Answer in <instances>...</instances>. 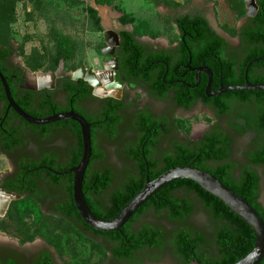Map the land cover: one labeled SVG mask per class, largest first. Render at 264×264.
Segmentation results:
<instances>
[{"label":"trees","instance_id":"obj_1","mask_svg":"<svg viewBox=\"0 0 264 264\" xmlns=\"http://www.w3.org/2000/svg\"><path fill=\"white\" fill-rule=\"evenodd\" d=\"M17 0H0V26L10 20L14 12V3ZM172 6L170 1H163ZM258 12L239 32L246 53L242 61L230 57L227 54L228 43L218 35L210 26L208 19L202 12H190L177 14L175 24L180 33V40L176 53L164 50L161 52L148 51L145 46L136 40L133 32L128 30L120 31L121 44L117 50L119 67L122 77L130 83L141 86H148V92L158 99H164L170 90H174V101L177 105L192 108V104L198 100L209 105L217 115L229 113L234 102L245 105H254L253 111L240 113L241 123L235 125L240 133L258 131L264 132V91L241 90L209 98L206 96V87L209 83V76L201 74V83L197 91L190 90L189 84L196 85L197 80L194 74H190L192 68L208 67L213 73L212 92L221 87L240 85L245 83L247 72L248 80L251 83H264V0H257ZM98 5L111 4V0H96ZM176 5V4H174ZM177 8V6H175ZM97 15V10L91 8ZM243 14L245 11L243 10ZM99 17L97 20L99 21ZM59 58H66L70 50L71 42L63 36L58 37ZM13 45L0 47V70L8 76V68L5 60L13 53ZM148 51V52H147ZM249 68L248 64L255 60ZM162 61V62H158ZM248 69V70H247ZM8 80V79H7ZM173 81L171 86L163 85ZM175 81H179L175 84ZM13 98L16 103L30 115L38 118H45L54 114V110L62 112L57 105H53L48 111L31 110V92H26L23 97L17 96L19 88L8 81ZM75 83H71V86ZM79 97L77 100L81 99ZM0 103H5V109L0 123L6 112V94L3 86H0ZM126 105L115 99L108 100V107L98 117H92L82 112L94 127L93 133V155L87 170L83 192L92 213L99 219L111 221L117 217L119 212L126 206L143 188L146 177L154 180L162 173L173 167L192 165L198 169L205 170L217 177L222 183L233 189L247 199L252 207L264 219V207L259 201V188L261 178L259 174L248 167L241 170V176L233 175L235 163L230 161L232 139L221 129L208 132L203 139L191 145L177 142L173 145L172 152H165L161 157H156L157 148L163 136L173 133L174 128L168 117L158 118L148 110L138 111L135 117V127L138 133V143L131 144L125 150L126 155L136 163V175H130L128 181L113 191L111 196L103 203L99 198L111 186L113 173L111 170L92 171L91 165L97 160H102L103 153L97 148V141L94 138L95 131L102 130L105 135L114 136L116 126L121 121L119 109ZM81 112V111H80ZM18 117L10 113L5 122L4 129L0 128V137L3 140V149L8 151L21 144L20 134L22 128L18 125L9 127V120ZM19 118V117H18ZM22 123L30 126L21 119ZM52 127H66L71 130L79 141L70 161L66 165L57 164L55 157L45 156L40 161L28 160L23 163L17 180L21 186L16 188L12 181L3 187L18 193H34L37 191L38 180L45 179L53 185L63 181L64 190L68 199L59 211L68 219H77L88 229L90 228L79 215L73 200V175L65 177L57 176L45 166L56 172H64L79 164L83 154L81 129L75 121H60L53 125L33 126L46 134ZM248 158L254 165L264 166V138L256 151L249 153ZM180 191L193 193L197 199L208 210L216 222V245L218 256L212 257L210 253L203 250L205 237L199 232H193L189 228L181 227L174 233L172 246L176 255L184 264H235L237 261L249 254L256 244V234L253 228L235 214L224 202L212 194L206 192L199 184L192 180H177L160 189L153 195L126 223L120 232H99L113 242L117 243L113 254L117 259L131 260L138 250L159 249L164 246L163 231L150 225H143L138 231H134L135 222L148 210L157 214L167 212L168 218L175 222L185 221L195 210V204L187 197H178ZM25 200L37 202L27 196ZM264 264V260L260 263Z\"/></svg>","mask_w":264,"mask_h":264},{"label":"rangeland","instance_id":"obj_2","mask_svg":"<svg viewBox=\"0 0 264 264\" xmlns=\"http://www.w3.org/2000/svg\"><path fill=\"white\" fill-rule=\"evenodd\" d=\"M111 1L109 5H98L96 0H17L10 20L0 26V47L13 45L14 63L27 71L30 81L43 78L45 75H41L42 73L55 71L60 66H64L71 74L82 66L97 73L106 71L105 64L116 60L106 49V29H127L135 34L139 42L151 48H171L180 40L175 24L177 14L199 11L232 47L242 50L243 43L238 36L246 17L244 0H168L172 6L164 3L165 0ZM91 8L97 10V15ZM59 36L68 38L71 42L67 57L63 59L58 57ZM97 90L101 96L107 94L117 99L123 94L120 89L107 90L101 87ZM128 92L133 97L123 112L124 119L118 134L114 137L100 134L97 137L98 149L103 153V158L96 167L112 170L114 181L110 192L127 182L130 175L137 174L134 162L127 158L125 150L138 138L134 122L135 112L140 108L151 110L159 118L168 117L174 128L173 133L161 138L156 157L172 152L175 143L194 141L203 132L215 127L228 130L233 135L232 161L236 165L235 172L239 173L247 164L249 153L258 148L264 138V132L254 130L240 133L235 129V125L241 123L239 114L253 111L254 107L250 104L233 103L229 113L217 115L202 106L188 111L178 109L172 98L158 99L148 92L147 86H130ZM86 105L84 109L93 115L92 109L96 108V103L89 101ZM17 125L22 128L18 121ZM22 131L23 147L30 157L42 158L52 144L51 149L58 152L60 163L68 161L73 139L67 131L44 140L34 135L30 128H22ZM11 165V160L0 152V182L2 175L11 172ZM254 169L261 178L259 201L264 207V166L258 165ZM54 189L57 196H64L61 186ZM177 196L189 198L195 204L194 212L185 221L175 223L168 218L166 211L157 214L148 210L134 224V230L145 224L162 230L164 246L146 249L129 261L115 259L111 253L112 246L104 238L93 240L92 234H83L81 226L71 224L65 218L50 212V208L40 207L38 203L34 204L31 200H25L26 198L14 200L6 214L0 215V236L5 234L20 239L23 243H47L66 264H184L175 253L172 239L176 231L186 227L201 233L205 237L203 250L208 251L210 256L217 257L216 222L210 212L191 192L180 191ZM90 250L94 259L92 256L87 257Z\"/></svg>","mask_w":264,"mask_h":264},{"label":"flooded vegetation","instance_id":"obj_3","mask_svg":"<svg viewBox=\"0 0 264 264\" xmlns=\"http://www.w3.org/2000/svg\"><path fill=\"white\" fill-rule=\"evenodd\" d=\"M247 22H248V19L244 20L242 26L239 29V32L242 30V28L246 25ZM209 24L213 28V26L211 25L210 22H209ZM123 30H127V29H121V30H118L117 32L119 33L120 31H123ZM216 33H218V32L216 31ZM218 35H220V34L218 33ZM119 36H120V34H119ZM220 36L223 37L226 40V42L228 43L227 54L230 57L238 59L239 62L242 61V59H243V57H244V55L246 53L244 45L242 47V50H237V47H232L231 43L224 36H222V35H220ZM238 38L242 42V37L240 36V34H239ZM136 40L139 42L137 37H136ZM139 43L142 44L143 46H145L148 51H155V52H161V51H164V50H168V51H171L172 53H176V49L178 48V44L176 46L171 47V48L170 47L169 48L168 47L151 48L149 45H147L145 43H141V42H139ZM120 44H121V37H120ZM119 47H120V45L115 49V53L112 55V56H114V58L118 59V62H119V58L117 56V50H118ZM106 49L108 51H111V49H108V48H106ZM13 50H14L13 53H11V55L4 62L6 67L9 69L8 70L9 71L8 72V76L5 77V75L4 74L3 75L6 78V80L8 79L7 83H8V81H10L13 85L18 86L19 91H18L17 96L19 98L23 97L26 92H28V91L31 92V106H30L31 110L48 111L49 109H51V107L53 105H57L60 109H62L61 110L62 112L75 110L77 113L83 115L88 120V118L84 114H82V112H84V113H86V114H88L89 116H92V117H98V116L102 115V113L108 107V100L109 99H115L116 101H122L126 106L124 108H120L119 109V114L121 116V121L116 126V133H115L114 136H116L118 134V132H119V129H120V127L122 125V122H123V119H124L123 112L125 111L127 105L129 104L130 99H132V97H133V94L128 92V88L130 86H137L138 88H140V87L144 88V86L137 85L135 83L127 82L121 75L120 67H119L120 77H121L123 83L125 84V86H124L123 89H121L123 91V94L121 95V98H118V99L114 98L112 96H108L107 94L104 95V96H101L98 93V90L96 88L90 86L84 80H80V79L79 80H74L72 78V74L69 71H67L64 66H60L55 71H48V72L44 73V74H46V76L43 77V78H40V79L38 78V79H36V81H30L29 78H28V75H27V71L24 68H22L19 64L14 63V56H13L14 53H15V48L14 47H13ZM158 62H162V61H158ZM107 66H108V70L111 72L114 69L115 64L112 62V63H109ZM192 69H196V68H192V67H191V69L189 68L190 74H194L195 77H196V71H194ZM86 70H88V69L86 68ZM262 72H264V70H262ZM196 80H197V77H196ZM245 80H246V75H245ZM178 82L179 81H175V84L178 83ZM71 83H75V85L71 86ZM200 83H201V77H200V81L199 82L197 81L196 85L189 84L190 90L197 91V89L199 88ZM173 84H174V82L170 81L168 83H165L163 85V87L171 86ZM1 85H2V83L0 81V86ZM212 87H213V81H212ZM147 88H148V86H147ZM128 93L130 94L129 99L127 98V94ZM81 96H83V97L81 99L77 100ZM166 97H170V98H172L174 100V90L173 89L170 90ZM209 98H212V97H209ZM89 101H94L96 103V105H95L96 108L92 109V112H94L93 115H90L84 109L85 106L87 107L86 103L89 102ZM6 102H7V100H6ZM234 103L243 104V103H240V102H237V101L234 102ZM250 105H252L254 107L253 104L250 103ZM196 106H202L205 109L212 110V108L209 105L205 104L203 102V100H201V99L196 101V102H194L192 104V108L196 107ZM7 107H8V102H7V106H6L5 115L2 118V122L0 123V128H3V129H4V122H5L6 118H7V116L10 113L16 114L13 109L7 110ZM177 108L178 109H183L185 111H188L185 107H182V106H179V105H177ZM4 109H5V103H0V118L3 115ZM140 110H148L149 112L153 113L155 117H157L155 115V113L152 112L149 109L140 108ZM140 110H138V111H140ZM138 111L135 112L136 115H137ZM62 112H57L56 110H54L53 113L55 114V113H62ZM18 117H16V116L12 117L9 120V127L10 126L11 127L17 126V121H18L19 124H21L23 129L25 127L30 128V130L32 131V133L34 135H38L43 140L47 139V138H50V137H56L55 134H58V133H60L62 131H67L71 135V137L73 139L72 147L70 149L68 161L66 163H60L59 157H58V152H55L54 150L51 149L53 147V146H51L52 144L49 145V147H48L49 151L47 150L46 151L47 154L43 155L42 158L45 157V156L55 157L57 159V164H59V165H66L70 161V159L72 157V153L75 151L76 145H77V143L79 141V139L75 135L72 134L70 129H68L66 127H52L49 130V133L45 135L44 132H42L40 130H35L33 128L34 125H30L29 124L30 126H28V125L25 126L22 123V121H21L22 118H20V117L18 118ZM65 121H69V120H65ZM70 121H72V120H70ZM53 124H56V123H53ZM53 124H49V125H53ZM93 127H94V125L92 126V128ZM217 129H219V128H215V127L209 128L208 130L203 132L202 135L198 139H196L194 141L193 140H191V141L186 140V143L185 142H183V143H185L187 145H191V144H193L195 142H199V141H201L203 139L205 134H207L208 132L215 131ZM221 130L228 137H230L232 139V145H231V149H230V150H232V146H233V142H234L233 135L228 130H223V129H221ZM22 134H23V131L20 134L21 144L15 146L14 148H12V149H10L8 151L3 149V140L0 137V152L2 154H4L5 156H7L11 160V164H12L11 165L12 166L11 172H8L7 174L2 175L1 182H0V190H6V191H9L11 193H14V194L20 196L19 199L26 198L29 195L40 205V207H43L45 209L50 208L52 210L50 212H53L55 215L65 218L68 222H70L73 225L81 226L83 234H86V236H89L88 234L90 233V234H92L93 240H97L98 238H104V240H106L107 243L112 246L111 253L115 257V259H117V257L113 254V250L117 246L116 242L111 241L110 239H108V237H106L104 235L96 234L93 229L86 228L84 226V224L79 222L77 219H68V218L64 217L63 214L59 211V207L60 206H64L66 201H67V199H68V197H69L68 194L64 190V184H66V181H63V182H61V183H59L57 185H53L48 180L40 179V180H38L37 191L34 192V193H31V194H29V193H18L17 191L8 190V189H5L3 187L9 181H12L14 183V186L16 188H19L22 184H21V181L17 180V177H19L21 171L23 170V166H24L23 163L25 161H28V160L40 161L42 159V158L35 159L33 157H30L27 154V151L24 150L25 147H23ZM100 134H105V133L102 130L99 129V130L95 131V134H94V138L97 141V148H98V139H97V137ZM114 136H112V137H114ZM92 141H93V133H92ZM137 143H138V138H137V140H136V142L134 144L136 145ZM92 146H93V144H92ZM256 150H257V148L254 149L253 151H256ZM231 154H232V151H231ZM127 158L129 160L133 161L128 156H127ZM101 161L102 160H97V161L93 162V164L91 165V170L92 171H101V172L106 171V170H111V169H108V168L107 169L97 168L96 164L100 163ZM230 161L233 162L232 161V155L230 157ZM89 166H90V164H89ZM257 166L258 165L252 164L250 159L248 158L247 164L244 167H248L250 169L255 170L254 168H257ZM43 168H45L47 170L52 169V168L47 167V166H45ZM88 169H89V167H88ZM134 169H135V171L137 173L136 163L135 162H134ZM241 170L239 171V173H236L235 169H233L232 174L236 175L237 177H240L241 176ZM67 175H69V174L57 175V176L65 177ZM85 176H86V174H85ZM113 181H114V179H113ZM113 181H112V183H113ZM59 186H61V188L63 189V192L65 193L64 196L63 195H60V196L56 195L57 191L54 188L59 187ZM111 186H112V184H111ZM111 186L104 192V195L102 196V199H101V197L99 198L103 203L106 202V200L111 196V194L114 191L113 190V191L110 192ZM12 202H14V200H12L10 202L9 207L11 206ZM9 207L6 209L4 215L6 214L7 210L9 209ZM4 215H1V216H4ZM136 223L137 222H135V224ZM133 229H134V227H133ZM138 230H134V231H138ZM142 251H144V250L136 251L134 253L132 259H134L135 255L137 253L142 252ZM89 256H92V259H94V256H93L91 250L88 252V256L87 257H89ZM117 260H124V259H117ZM0 264H66V263H64V262H62L60 260L58 252L54 248L49 246L47 243H44V242L39 243V244H31L29 242L23 243L20 239L12 238V237H9V236H6L5 234H3V235L0 236Z\"/></svg>","mask_w":264,"mask_h":264},{"label":"water","instance_id":"obj_4","mask_svg":"<svg viewBox=\"0 0 264 264\" xmlns=\"http://www.w3.org/2000/svg\"><path fill=\"white\" fill-rule=\"evenodd\" d=\"M244 1L246 4V17L244 20H247L248 18H253L257 14L259 6L257 0ZM104 40L108 44L106 48L111 49V51H108V53L113 55L115 53V49L120 45L119 33L113 29H106L104 31ZM258 60L259 59L251 61L248 64V68ZM113 63L115 64V67L111 72L108 70V64H105L106 71H98L97 73L91 70H86L85 66H82L79 70L72 74V78L74 80H84L87 84L96 89L104 86L108 90H121L124 88L125 84L120 77L118 59L116 58ZM187 67L191 69L190 64ZM192 70L196 71L198 82L200 81L201 73L208 74L209 83L206 87L207 97L221 96L226 93L241 90L264 91V83H251L248 80L246 74V80L244 84L221 87L220 89L212 92V71L208 67H199ZM41 75L46 76L44 73ZM0 81L4 87L6 100L8 102L7 110L13 109L15 113L28 124L34 126H45L60 121L72 120L78 123L80 126L83 154L79 164L66 170L65 172H56L53 169L49 170L51 173L56 175H66L70 173L73 174V200L79 215L90 228L99 232H120L121 228L126 223H128L134 217L136 212L160 189L174 181L187 179L196 182L206 192L212 194L224 202L235 214H237L241 219L249 224L255 231V247L249 254L237 261L235 264H260L264 260V219L261 217V215L252 207L246 198L222 183L213 174L208 171L198 169L192 165L173 167L159 175L154 180H150L149 176H147L141 191H139V193L126 206L123 207L115 219L111 221H104L97 218L89 208L85 194L83 192L85 174L93 155V124L75 110L55 113L45 118L34 117L24 111L16 103L12 96L7 80L1 70ZM4 193L9 194L11 199L8 200L5 205H3L2 211L0 212L1 215H4L12 200L20 198V196L14 193L6 190H0V196Z\"/></svg>","mask_w":264,"mask_h":264},{"label":"bare ground","instance_id":"obj_5","mask_svg":"<svg viewBox=\"0 0 264 264\" xmlns=\"http://www.w3.org/2000/svg\"><path fill=\"white\" fill-rule=\"evenodd\" d=\"M111 67V66H110ZM11 199V196L9 195V194H3V195H1L0 196V200H1V202H0V207H1V209L3 208V205H5L6 204V202L8 201V200H10Z\"/></svg>","mask_w":264,"mask_h":264}]
</instances>
